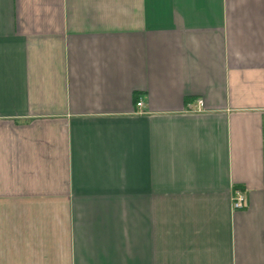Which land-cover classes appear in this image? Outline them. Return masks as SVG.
Returning <instances> with one entry per match:
<instances>
[{
	"label": "crops",
	"instance_id": "crops-1",
	"mask_svg": "<svg viewBox=\"0 0 264 264\" xmlns=\"http://www.w3.org/2000/svg\"><path fill=\"white\" fill-rule=\"evenodd\" d=\"M0 264H264V0H0Z\"/></svg>",
	"mask_w": 264,
	"mask_h": 264
},
{
	"label": "built area",
	"instance_id": "built-area-1",
	"mask_svg": "<svg viewBox=\"0 0 264 264\" xmlns=\"http://www.w3.org/2000/svg\"><path fill=\"white\" fill-rule=\"evenodd\" d=\"M196 106L195 107L191 106L190 109L192 111H197V112L198 111H201L202 108L204 107L203 100H198ZM137 107L141 110V108L144 107V103L142 101H139L137 103ZM245 203H246V197H245V195L241 191L235 190L234 199H233V206H234V208L241 209V208H243L245 206Z\"/></svg>",
	"mask_w": 264,
	"mask_h": 264
}]
</instances>
